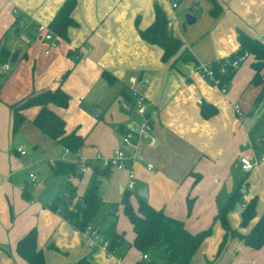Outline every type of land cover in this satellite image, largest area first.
<instances>
[{
  "label": "crops",
  "instance_id": "1",
  "mask_svg": "<svg viewBox=\"0 0 264 264\" xmlns=\"http://www.w3.org/2000/svg\"><path fill=\"white\" fill-rule=\"evenodd\" d=\"M63 1L0 0V38L6 34L10 53L18 52L8 70L2 68L5 63L0 66V264H26L15 245L32 228L45 264H135L140 260L141 253L132 247L134 234L129 222L131 230L124 222L117 225L116 219V231L124 243L109 254L94 245L92 237L74 229L59 212L48 208L62 185L74 188L76 198L83 196L95 156H109L122 148V127L140 124V116L133 113L132 120L126 111L128 103L118 95L122 89L130 94L131 86L140 80L147 81L141 91L153 113V142L141 138L135 149L123 148L126 167L134 174L135 187L129 197L133 209L140 198L138 190L144 189L143 199L151 207L181 220L188 232L196 233L212 224L211 235L189 264H264V247L252 250L238 238L228 237L216 256L224 230L213 221L243 177L244 194L248 200L257 198L256 216L241 229L236 206L227 218L230 227L245 234L264 212V142L242 146L255 139L257 131L256 125L251 128L247 123L259 91L248 85L253 75L252 58L236 70L223 94L177 55L162 62V50L142 41L138 34L152 23L156 3L167 21L175 17L168 31L182 42L180 52L186 50L198 64H207L238 49L237 31L264 44V0H216L221 7L217 17L210 15L212 5L207 0H76L72 18L77 26L67 29V40L54 36L44 40L35 26L46 27ZM171 1L177 3L174 10ZM193 8L196 21L188 26L181 15L190 14ZM16 21L18 28L13 29ZM68 50L77 51L78 58L68 57ZM103 71L115 78L114 84L107 83ZM58 86L69 95L68 106L50 105V109L64 121L66 132L75 130L84 137L75 155L86 164V171L79 176L52 177L50 165L72 156L32 124L38 108L24 110V123L15 134L11 132L10 104L31 92ZM203 104L215 108L216 113L204 118ZM234 105L239 106L241 116L236 115ZM18 147L23 148L24 155L17 152ZM243 156L260 161L247 174L239 165ZM40 171L42 177L37 180ZM30 173L35 176L32 184L28 182ZM22 184L24 190H20ZM127 184V170L110 171L101 180V199L119 203L128 191Z\"/></svg>",
  "mask_w": 264,
  "mask_h": 264
},
{
  "label": "trees",
  "instance_id": "2",
  "mask_svg": "<svg viewBox=\"0 0 264 264\" xmlns=\"http://www.w3.org/2000/svg\"><path fill=\"white\" fill-rule=\"evenodd\" d=\"M211 5L210 15L217 17L221 12V7L216 0H207ZM76 6V0H64L58 8L55 15L47 24V29L51 31L54 37L67 40V29L76 27L77 22L72 18V12ZM19 21H16L13 29L18 28ZM167 19L160 7L154 3V19L152 23L144 30L138 31L140 39L146 43L157 45L162 50L161 61L166 62L177 55V59L185 63H191L195 69L200 64L196 62L193 56L183 50L182 42L175 38L166 26ZM36 27V26H35ZM0 38V66L6 63L10 58V50L6 46L5 36ZM238 49L231 55L216 59L207 63L219 82L216 85L219 88L229 86L232 77L236 71L230 66L225 65L226 61H232L234 58L247 53L252 58L250 68L253 75L249 81L250 86L258 87L259 91L253 102L254 108L264 99V44L259 40L253 39L242 31L236 34ZM68 57L78 58L77 51H67ZM225 72H222V67ZM68 71L64 73L61 79H65ZM3 75L0 74V87ZM102 77L108 84L112 85L115 78L106 71L102 72ZM212 84L211 82H209ZM128 103L133 105V98L127 94L124 89L118 94ZM69 103V95L65 93L60 86L52 90H42L31 92L21 99L9 105L12 115L11 132L15 134L24 123L23 111L36 107L37 114L32 119V124L46 137L55 143L61 145L63 149L70 154V159H57L50 165L52 177L58 176H79L78 168L80 161L75 158L78 150L84 142V137L78 135L75 130L66 132L64 121L52 110L50 105L66 108ZM216 113L215 108L203 104L201 114L204 118L210 117ZM122 133L128 131V128L122 127ZM260 141V139H253ZM110 170L102 168L95 164L92 167V176L90 182L80 198H76L74 188L62 185L60 191L55 194L48 208L52 212H59L61 216L76 230L83 233L88 226H92L96 215L101 206L100 185L101 180L109 176ZM245 191V178L240 179L234 190L231 192L226 202L219 208L213 221H218L224 230V236L217 248L216 256L220 255L225 247L228 237L238 238L243 244L252 249L258 250L264 247V212L254 222L250 230L242 234L232 229L228 223V215L234 208L241 203V197ZM66 194L67 197L64 195ZM130 191H125L119 202L124 216L130 223L133 231L132 247L141 254H146L148 260H139L135 264H189L190 259L199 248L201 243L211 235L212 224L206 229L196 233L188 232L181 220L171 218L151 207L145 199L137 198V207L133 209L130 204ZM76 198V201L74 199ZM257 198H251L241 209L239 214V227L245 229L256 216ZM191 204L188 201V208ZM116 213H107L94 227L102 239L107 242V253H113L124 243V238L116 231ZM36 230L34 228L27 231L15 245L17 255L22 258L26 264H45L43 252L37 247Z\"/></svg>",
  "mask_w": 264,
  "mask_h": 264
},
{
  "label": "built area",
  "instance_id": "3",
  "mask_svg": "<svg viewBox=\"0 0 264 264\" xmlns=\"http://www.w3.org/2000/svg\"><path fill=\"white\" fill-rule=\"evenodd\" d=\"M170 8L172 10L176 9L177 3L175 1H171ZM195 14H196V9L195 8L191 9L190 15L195 16ZM174 20H175V17H172V19L167 21L166 26L168 29L171 28ZM20 24L23 25L24 23L21 22ZM35 29L38 32L43 33L44 40H48V41L52 40L54 35L51 31L47 29V26L45 27V26L39 25V26H36ZM248 57L249 55L247 53H244L243 55L234 58L232 61H226L225 65L230 66L233 71H236ZM8 67L9 66L7 63H5L2 66L4 70H8ZM197 70L202 76V78H204V80H206L208 83L211 82L214 85L218 84L219 81L214 78V75L208 64L200 65ZM221 71L225 72L224 66L222 67ZM146 84H147L146 80H142V81L140 80L134 86H131L130 95L133 98V105L126 107V111L128 112L133 111L137 115L140 116L141 118L140 124L136 128H133V127L128 128V131L122 135V138H121L122 148L114 150L113 153L109 156H101V155L95 156V162H96L95 164L100 165L102 168H108L110 171L127 170L128 184L126 186V189L128 191H132L134 189L135 182H134L133 171L126 167V156H125V152L123 148L131 147L135 149L141 138H148V142L150 144L153 142V138L150 135L151 129H152L151 118H152L153 113L148 110L145 97L141 91L143 87H145ZM227 88L228 86H224L220 88V90L223 94H225ZM234 111L237 116H241V111H240L239 106L234 105ZM260 141L264 142V138H261ZM252 142L254 143L256 141L252 140ZM252 142L250 141L246 142L242 146L250 147ZM17 152L20 155L25 154L22 147H18ZM65 152L67 153L68 151L65 150ZM80 163L81 164H80V167L78 168V173H84L86 171V164L82 162ZM259 163L260 161L254 157H244L243 156V157H240L239 159L240 169L245 174L251 172L255 167L259 165ZM28 182L31 184L35 182V176L33 173H30L28 175ZM24 189H25V186L24 184H22L20 186V190H24ZM247 201H248L247 195L243 194L241 197L240 207L243 208L245 204L247 203ZM83 234L87 235L88 237H92L94 240L93 244L99 247L100 249L104 250L105 252H107L106 251L107 242L102 239V237L100 236V234L94 227L92 226L86 227ZM140 260H148V256L146 254H141Z\"/></svg>",
  "mask_w": 264,
  "mask_h": 264
},
{
  "label": "rangeland",
  "instance_id": "4",
  "mask_svg": "<svg viewBox=\"0 0 264 264\" xmlns=\"http://www.w3.org/2000/svg\"><path fill=\"white\" fill-rule=\"evenodd\" d=\"M180 1V0H179ZM181 18H182V20L183 21H185L184 20V15L182 14L181 15ZM8 65L9 66H13L14 65V63H10L9 61H8ZM5 74H7L6 72H4ZM123 115H126V113H124V112H121ZM130 114V118L132 119V120H135V118L132 116L133 115V113H135V112H133V111H127V114ZM248 121H247V123H250V125H251V128H253V127H255V125H256V128L259 126L258 124H264V99L258 104V106L257 107H253V108H251V110H250V116H248ZM261 126V125H260ZM252 142V141H251ZM257 142V141H256ZM255 142V143H256ZM253 143V142H252ZM257 145H258V143H256ZM255 144V145H256ZM263 147H264V145H263ZM31 171H33V170H31ZM39 177H42V172L40 171L39 172V174L38 175H36V179L38 180V178ZM60 179V178H59ZM55 180H57V179H55ZM55 180H52V182L54 183L55 182ZM35 185V184H34ZM38 185V184H37ZM36 186V185H35ZM66 186H68V187H70L69 185H66ZM29 187H30V185H29ZM28 187V188H29ZM71 188V187H70ZM66 197H67V195L66 194H64ZM116 208H119L118 210H117V212H115L116 213V216H117V225H118V223L120 224V223H123L124 225H127L128 227H129V229H130V225H129V223H128V220L126 219V217L122 214V212H121V209H120V205H119V203H110V202H106V201H103L102 200V202H101V206H100V209H99V211H98V213H97V215H96V218H95V220H94V222L93 223H97V222H99L100 221V219H102L107 213H110V212H113V210L114 209H116ZM241 207L238 205V217H239V214H240V211H241ZM124 220V221H123ZM131 230V229H130ZM122 232H125L126 233V230L125 229H123L122 230ZM126 243V242H125Z\"/></svg>",
  "mask_w": 264,
  "mask_h": 264
},
{
  "label": "water",
  "instance_id": "5",
  "mask_svg": "<svg viewBox=\"0 0 264 264\" xmlns=\"http://www.w3.org/2000/svg\"><path fill=\"white\" fill-rule=\"evenodd\" d=\"M184 20H185V23L190 26V25H193L196 21V18L190 14H186L184 16ZM17 54L18 52L15 51L14 53L11 54L10 56V59H9V62L10 63H13L16 61V58H17ZM255 139H261V138H264V126H258L257 127V131L256 133L254 134L253 136ZM137 195L140 197V198H145L146 197V193H145V190L144 189H141V190H138L137 192ZM114 212V210H113Z\"/></svg>",
  "mask_w": 264,
  "mask_h": 264
}]
</instances>
